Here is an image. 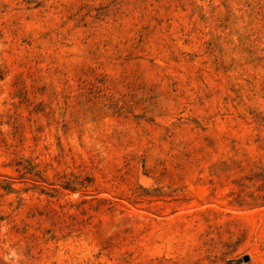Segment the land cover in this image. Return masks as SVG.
Masks as SVG:
<instances>
[{"label": "rangeland", "instance_id": "rangeland-1", "mask_svg": "<svg viewBox=\"0 0 264 264\" xmlns=\"http://www.w3.org/2000/svg\"><path fill=\"white\" fill-rule=\"evenodd\" d=\"M0 264H264V0H0Z\"/></svg>", "mask_w": 264, "mask_h": 264}]
</instances>
